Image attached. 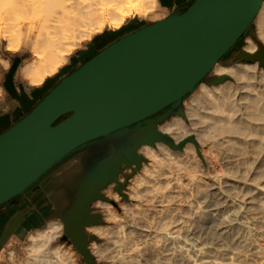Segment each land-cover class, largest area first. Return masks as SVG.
Here are the masks:
<instances>
[{
  "label": "bare ground",
  "instance_id": "1",
  "mask_svg": "<svg viewBox=\"0 0 264 264\" xmlns=\"http://www.w3.org/2000/svg\"><path fill=\"white\" fill-rule=\"evenodd\" d=\"M158 6V0H0V40L10 51L29 49L32 57L20 65L19 75L38 85L67 62L77 45L74 37L89 38L106 25L117 29L134 13L157 18ZM87 15L93 17L83 28L69 32ZM256 22L264 42V1ZM38 26L52 29L32 40ZM256 48L252 39L244 45L247 52ZM213 72L232 80L202 82L185 101V117L173 115L159 126L176 143L196 133L208 155L198 156L189 141L181 150L163 141L144 144L140 152L149 161L133 178L121 210L110 202L95 203L108 223L87 227L103 238L90 247L98 261L264 264V101L245 100L248 90L264 97V84L254 82L257 74L264 79V72L246 59L217 63ZM62 228L52 220L31 233L25 264H78L73 252L54 242Z\"/></svg>",
  "mask_w": 264,
  "mask_h": 264
},
{
  "label": "water",
  "instance_id": "2",
  "mask_svg": "<svg viewBox=\"0 0 264 264\" xmlns=\"http://www.w3.org/2000/svg\"><path fill=\"white\" fill-rule=\"evenodd\" d=\"M263 1L195 0L162 19L133 17L122 28L112 29L120 33L117 40L79 65L0 133V204L23 194L72 153L102 147L50 218L64 224L60 239L73 245L84 264H101L90 251L95 235L86 231L103 223L94 203L110 200L103 191L113 183L127 199L123 190L128 179L146 161L140 152L144 144L163 141L182 149L192 141L200 152L193 135L176 143L159 125L173 115L185 117L183 102L202 82L218 84L230 78L213 74L217 63L246 59L264 67V44L251 32ZM248 37L257 43L254 52L244 49ZM15 52L21 53L19 71L30 56L16 50L6 58L19 57ZM126 168L132 173L122 182L120 174Z\"/></svg>",
  "mask_w": 264,
  "mask_h": 264
},
{
  "label": "crops",
  "instance_id": "3",
  "mask_svg": "<svg viewBox=\"0 0 264 264\" xmlns=\"http://www.w3.org/2000/svg\"><path fill=\"white\" fill-rule=\"evenodd\" d=\"M194 1L159 0L160 10L165 12L164 17H166L167 14L186 8ZM91 43L90 41L76 53L73 64L66 70L48 76L38 85L29 84L19 75L17 68L21 53L15 52L19 57L15 54L7 57L8 66L3 69L0 76L2 87L0 133L27 114L52 87L75 70L81 64L79 60L89 52L88 47ZM101 152L102 147L90 146L72 153L58 163L34 187L21 194L18 200L0 207V249L25 240L30 232L40 228L45 221L47 224L56 220L50 218L58 211V203L65 200V193L74 187L76 180L88 171L93 160Z\"/></svg>",
  "mask_w": 264,
  "mask_h": 264
},
{
  "label": "rangeland",
  "instance_id": "4",
  "mask_svg": "<svg viewBox=\"0 0 264 264\" xmlns=\"http://www.w3.org/2000/svg\"><path fill=\"white\" fill-rule=\"evenodd\" d=\"M158 5L160 6V2H159V0H158ZM158 6V7H159ZM158 7H156L155 8V10H154V12L155 13H158V17L157 18H150V17H148V16H139V15H137V14H131L130 16H127L126 18H125V20H124V22H123V24H122V26L124 25V24H126V22H128L131 18H135V19H137L138 21H148V22H151V21H155V20H158V19H161V18H163L166 14H165V12H163V11H161L160 9H158ZM92 15H87L86 17H83V18H79L78 20H76V22L74 23L75 24V29L74 28H72V30H70L69 32H72V33H77L78 31H79V29L80 28H83L84 27V25H83V23L85 24L87 21H89V20H91L92 19ZM257 22H256V20H255V24H254V27H253V29L251 30V32H255L256 33V35H257V24H256ZM122 26L121 27H119V28H117V29H120V28H122ZM52 28H51V26H38L36 29H35V31H34V33H33V35H32V40L35 38V36H38V35H40V36H44L45 34H46V32L48 31V30H51ZM112 29H114V28H112V27H110V26H108V25H106L105 26V28L103 29V32L104 31H106V33H105V35H103V36H99V37H97L96 35L97 34H100V33H102V32H99V33H94V34H92V36L91 37H89V38H85L84 36H82L81 38L80 37H78V36H76V37H74V40H76L77 41V45H75V47L73 48V50H72V52H70L68 55H67V62L63 65V66H61L60 68H59V70L57 71V72H61V71H63V70H66V68H68L71 64H73V61H74V57L76 56V53H78V52H80L81 50H82V48L84 47V46H86V43H88V42H92L93 41V43H92V45H89V52L87 53V55H85L81 60H79V64L80 63H82L83 61H85L88 57H90V56H92L94 53H96V52H98L100 49H102L104 46H106V45H108V44H110L111 42H113V41H115V40H117L118 38H119V34H113L112 33V35H111V30ZM107 35V36H106ZM258 37V36H257ZM97 38V39H96ZM103 38V39H102ZM248 39H251V38H247V40ZM259 39V38H258ZM71 40V38H68L67 39V41H70ZM246 40V41H247ZM253 40V39H252ZM260 40V39H259ZM101 41V42H100ZM103 41V42H102ZM261 42H262V44H264V42L262 41V40H260ZM6 41L5 40H0V76H1V74H2V70L5 68V67H7L8 66V59L6 58V54L7 53H9V52H13V51H10V50H8L7 48H6ZM70 43V42H69ZM69 43H67V44H65V46L67 45H69ZM257 44V43H256ZM258 48V47H257ZM256 48V49H257ZM18 50H20L21 52H25L24 54H25V56H30L29 58H31L32 57V55H31V52L29 51V49L28 48H26V47H22V48H20V49H18ZM254 52V51H253ZM28 59V58H27ZM258 62V67L259 68H261L262 69V71L264 72V67H262L261 65H260V63H259V61H257ZM81 65V64H80ZM74 66V65H73ZM62 68H64L63 70H62ZM71 69H72V67H71ZM56 72V73H57ZM18 73H19V71H18ZM55 74V73H54ZM213 74H214V72H213ZM215 75V74H214ZM228 75V74H227ZM258 76H259V74H257ZM256 77L255 79H254V82H258V81H260V83L259 84H264V79L262 78H260V77ZM259 78V79H258ZM24 79V78H23ZM228 80H232V78L230 77V78H228V79H226L225 81H223V82H226V81H228ZM257 80V81H256ZM223 82H220V83H223ZM209 85V84H208ZM210 85H214V84H210ZM249 91V93H248V95H246L245 96V100H249V101H252V103H263V101H264V97H263V95L262 96H260L259 98L257 97H255L257 94H255L253 91H251V90H248ZM252 92V93H251ZM258 96V95H257ZM255 97V98H254ZM263 97V98H262ZM0 98H2V87L0 86ZM189 98V97H188ZM188 98L186 99V100H188ZM186 100H184V102H183V105H184V109H185V101ZM254 100V101H253ZM257 101V102H256ZM171 118V117H170ZM163 123V122H162ZM161 123V124H162ZM160 126V125H159ZM190 135H193L195 138H196V140H197V135H196V133H192V134H190ZM189 142H192V141H189ZM197 142H198V140H197ZM193 143V142H192ZM198 144L200 145V152H198V150H197V148H196V154L198 155V156H205V154H207L208 155V153L207 152H205V151H207V148H206V146L205 145H202L201 143H199L198 142ZM181 150V149H180ZM149 161V159L148 158H146V161H143L142 162V167H143V165L144 164H146L147 162ZM142 167H141V169L137 172V173H135L134 175H132V176H130L129 177V179H128V182H127V184H126V188L123 190L126 194H127V198H129V195H130V191H131V184H132V180H133V178L135 177V175H137V174H141L142 173ZM236 167V168H235ZM237 167H239V166H234V168L233 169H235L236 171H238V170H241L240 169V167L239 168H237ZM232 169V170H233ZM242 169H244V168H242ZM235 170H233V171H235ZM132 173V170L130 169V168H128L126 171H124L122 174H121V181L122 182H124L125 180H126V175H128V174H131ZM114 183L113 184H111L110 186H108L103 192H104V194L108 197V198H110V200L109 201H106V200H102V201H106V202H110L112 205H114L119 211L121 210L120 209V207H119V205H120V203H122L123 202V199L124 200H126L127 201V199H125L124 197H123V195H121L120 193H118L115 189H114ZM107 190H109L108 192H110L109 194H108V192H107ZM111 193H117L118 195H119V199L118 200H115L113 197H112V195H111ZM99 200H101V199H99ZM133 202H136V200H132ZM96 203V202H95ZM95 203H94V208L95 209H97L96 208V206H95ZM100 214H101V216H102V220H103V223H100V224H94V225H105V224H108L105 220H104V217H103V214L100 212ZM59 221V220H58ZM46 225V224H45ZM44 225V226H45ZM44 226H42L41 228H43ZM92 226V225H91ZM89 227V226H88ZM39 229V228H38ZM37 231V229H35V230H33L32 232H30L29 233V235L25 238V240H23V241H21L20 243H18V244H16V245H14V246H11L9 249L7 248V250H6V252H5V255H4V257L1 259V262H0V264H25V261H26V258L28 257V252H27V247H28V245L30 244V234L31 233H34V232H36ZM86 231L88 232V233H90V234H94V233H92V232H90V231H88V229L86 228ZM62 234H63V228H62V233L60 234V235H58L57 236V238L54 240V242L56 243V244H58V245H61L64 249H68V250H70L71 252H73V257L75 258V260H76V262L78 263V264H84L83 262H82V256L80 255V254H78L77 252H76V250L74 249V247H73V245L72 244H69L68 242H66V241H62L60 238H61V236H62ZM95 235V239H93L91 242H90V247H91V245L95 242V243H97V244H100V243H102L103 242V238L102 237H100L99 235H96V234H94ZM90 251H91V249H90ZM92 254V253H91ZM93 255V254H92ZM94 256V255H93ZM96 258V257H95ZM97 260V259H96ZM98 261V260H97ZM98 262H100L101 264H112L111 263V261H109L108 259H106V258H101Z\"/></svg>",
  "mask_w": 264,
  "mask_h": 264
},
{
  "label": "flooded vegetation",
  "instance_id": "5",
  "mask_svg": "<svg viewBox=\"0 0 264 264\" xmlns=\"http://www.w3.org/2000/svg\"><path fill=\"white\" fill-rule=\"evenodd\" d=\"M96 53H97V52H96ZM96 53H94L92 56L88 57V58H87L85 61H83L81 64H83V63H85L86 61H88L89 59H91ZM40 101H41V100H40ZM40 101H39V102H40ZM39 102H38V103H39ZM38 103H37V104H38ZM37 104H36V105H37ZM36 105H35V106H36ZM35 106H34V107H35ZM158 114H159V113H158ZM25 115H26V114H25ZM25 115H24V116H25ZM68 115H69V114H67V115H65V116H63V117H61L56 123H58L59 121H61V120L64 119V118H66ZM24 116H23V117H24ZM23 117H21V118H23ZM21 118H20V119H21ZM20 119H19V120H20ZM19 120H18V121H19ZM16 122H17V121H16ZM55 166H56V165H55ZM55 166H54V167H55ZM54 167H53L52 169H54ZM52 169H51V170H52ZM127 169H128V168L124 169L123 172L126 171ZM51 170H50V171H51ZM50 171H49V172H50ZM123 172H122V173H123ZM122 173H121V174H122ZM121 174H120V180L122 179V178H121ZM45 175H46V174H45ZM45 175H44V176H45ZM44 176L40 177V178L38 179V181H36L34 184H32L28 189H31L32 187H34V186H35V185H36V184H37V183H38V182H39ZM74 184H75L74 186H78V184H77L76 182H75ZM114 186H115V184H114ZM114 186H113V187H114ZM28 189H27V190H28ZM20 196H21V194H18V195H15V196L11 197L9 200H7V201L3 202L2 204H0V207H2V206L5 205V204H8V203H13V202H15L16 200H18V198H20ZM11 246H14V245H9V246H7V247H3L2 249H0V262H1V259L4 257L7 248L9 249Z\"/></svg>",
  "mask_w": 264,
  "mask_h": 264
}]
</instances>
